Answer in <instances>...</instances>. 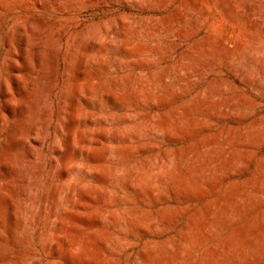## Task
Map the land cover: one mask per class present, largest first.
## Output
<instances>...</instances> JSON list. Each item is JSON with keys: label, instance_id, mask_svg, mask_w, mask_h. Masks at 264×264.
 Segmentation results:
<instances>
[{"label": "rangeland", "instance_id": "obj_1", "mask_svg": "<svg viewBox=\"0 0 264 264\" xmlns=\"http://www.w3.org/2000/svg\"><path fill=\"white\" fill-rule=\"evenodd\" d=\"M0 264H264V0H0Z\"/></svg>", "mask_w": 264, "mask_h": 264}]
</instances>
